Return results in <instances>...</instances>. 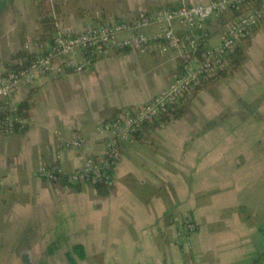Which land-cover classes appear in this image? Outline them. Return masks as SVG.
<instances>
[{
	"label": "crops",
	"instance_id": "crops-1",
	"mask_svg": "<svg viewBox=\"0 0 264 264\" xmlns=\"http://www.w3.org/2000/svg\"><path fill=\"white\" fill-rule=\"evenodd\" d=\"M209 1L0 0V72L11 69L10 55L25 40L49 41L55 22L73 33L95 21ZM228 16L205 21L208 43H217ZM239 46L232 74L205 82L179 118L148 122L121 146L110 186L74 188L34 171L55 160V132L84 139L78 149L59 151L66 170L99 153L96 122L165 88L179 72V56L120 50L80 73L39 76L20 87L14 100L25 103L26 125L0 135L2 264H264V252L253 261L264 245L256 212L244 213L264 212V22ZM185 218L195 229L177 245Z\"/></svg>",
	"mask_w": 264,
	"mask_h": 264
},
{
	"label": "built area",
	"instance_id": "built-area-1",
	"mask_svg": "<svg viewBox=\"0 0 264 264\" xmlns=\"http://www.w3.org/2000/svg\"><path fill=\"white\" fill-rule=\"evenodd\" d=\"M226 13L229 16L219 30V40L208 43L205 21ZM262 22L264 0L181 2L139 12L128 20L95 21L73 33H65L55 22L49 41L27 39L23 42V50L32 53L26 63L0 72V135H10L25 127L26 120L14 95L35 77L68 71L80 73L94 60L120 50L173 51L180 59L179 72L165 88L143 103L123 106L108 118L96 122L94 130L103 139L99 153L87 155L79 166L66 170L59 160V151L78 149L84 139L74 131L68 138L55 132V160L40 162L34 171L37 178L48 182L110 186L121 146L133 142L144 124L160 120L166 110L188 94L197 82L226 66L228 55ZM152 26L155 30L147 32L146 29ZM194 229L192 222L185 218L175 243H186Z\"/></svg>",
	"mask_w": 264,
	"mask_h": 264
},
{
	"label": "trees",
	"instance_id": "trees-1",
	"mask_svg": "<svg viewBox=\"0 0 264 264\" xmlns=\"http://www.w3.org/2000/svg\"><path fill=\"white\" fill-rule=\"evenodd\" d=\"M41 22H44L45 28L48 30L47 34H50L51 32V26L49 24V19L44 18L40 20ZM32 57V53H29L23 49H20L16 51L14 54L10 55V58L14 59L13 63L10 64V68H16L21 64L26 63L30 58ZM242 58V49L238 45L229 55H228V63L226 66H224L222 69L218 70L216 73H214L211 76H208L204 79H201L199 82H197L189 91L188 94L184 95L180 98L178 103L172 105L169 107L166 112L160 117L161 120L167 121L169 119H175L182 116L186 110L187 107L194 97L196 91L201 87L205 82H214L217 78L226 76L228 74H232L236 69L237 66ZM20 108L23 109L25 107V103L19 104ZM116 109L115 111H117ZM113 111V112H115ZM95 186H98V184L94 183ZM74 188H77L78 185H73ZM260 228V227H259ZM262 233H264V228H260ZM72 249L76 251L78 257H82V250L81 246L78 244H75L72 246ZM264 252V245L262 247V251L254 258V262L263 254Z\"/></svg>",
	"mask_w": 264,
	"mask_h": 264
},
{
	"label": "rangeland",
	"instance_id": "rangeland-1",
	"mask_svg": "<svg viewBox=\"0 0 264 264\" xmlns=\"http://www.w3.org/2000/svg\"><path fill=\"white\" fill-rule=\"evenodd\" d=\"M256 213H255V212ZM244 213L247 215V214H250V213H255L254 214V217L256 218V220L259 222L258 223V226H260V228H264V212L263 211H259V210H254V209H251V210H244ZM261 231V230H260ZM261 233H262V231H261ZM264 234V233H263ZM260 251H261V248L259 249ZM6 260H8V257L7 256H5L4 254H3V252L0 250V263L2 264V263H6L7 261Z\"/></svg>",
	"mask_w": 264,
	"mask_h": 264
},
{
	"label": "water",
	"instance_id": "water-1",
	"mask_svg": "<svg viewBox=\"0 0 264 264\" xmlns=\"http://www.w3.org/2000/svg\"><path fill=\"white\" fill-rule=\"evenodd\" d=\"M24 258V257H23Z\"/></svg>",
	"mask_w": 264,
	"mask_h": 264
}]
</instances>
